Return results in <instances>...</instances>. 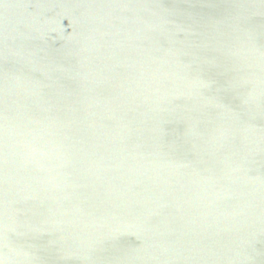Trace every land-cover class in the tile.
<instances>
[{
    "label": "water",
    "instance_id": "1",
    "mask_svg": "<svg viewBox=\"0 0 264 264\" xmlns=\"http://www.w3.org/2000/svg\"><path fill=\"white\" fill-rule=\"evenodd\" d=\"M0 264H264V0H0Z\"/></svg>",
    "mask_w": 264,
    "mask_h": 264
}]
</instances>
